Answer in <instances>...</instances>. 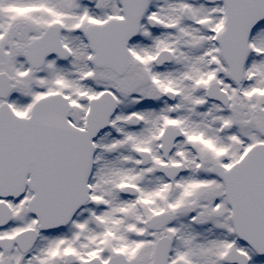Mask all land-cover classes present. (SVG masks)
Instances as JSON below:
<instances>
[{"label": "snow or ice", "instance_id": "obj_1", "mask_svg": "<svg viewBox=\"0 0 264 264\" xmlns=\"http://www.w3.org/2000/svg\"><path fill=\"white\" fill-rule=\"evenodd\" d=\"M0 264H264V0H0Z\"/></svg>", "mask_w": 264, "mask_h": 264}]
</instances>
